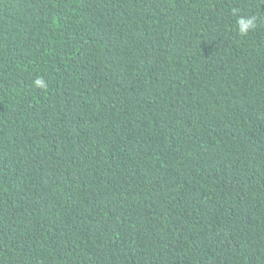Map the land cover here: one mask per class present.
<instances>
[{
	"label": "trees",
	"instance_id": "16d2710c",
	"mask_svg": "<svg viewBox=\"0 0 264 264\" xmlns=\"http://www.w3.org/2000/svg\"><path fill=\"white\" fill-rule=\"evenodd\" d=\"M0 264H264V0H0Z\"/></svg>",
	"mask_w": 264,
	"mask_h": 264
},
{
	"label": "clouds",
	"instance_id": "9594fccd",
	"mask_svg": "<svg viewBox=\"0 0 264 264\" xmlns=\"http://www.w3.org/2000/svg\"><path fill=\"white\" fill-rule=\"evenodd\" d=\"M251 26V21H248L247 24H245L242 28H241V31H245L247 27H250Z\"/></svg>",
	"mask_w": 264,
	"mask_h": 264
}]
</instances>
